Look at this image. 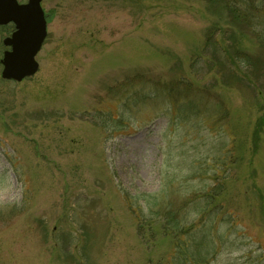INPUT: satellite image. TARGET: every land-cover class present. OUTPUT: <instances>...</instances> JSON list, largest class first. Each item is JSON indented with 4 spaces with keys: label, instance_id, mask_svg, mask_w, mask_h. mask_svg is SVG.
<instances>
[{
    "label": "rangeland",
    "instance_id": "obj_1",
    "mask_svg": "<svg viewBox=\"0 0 264 264\" xmlns=\"http://www.w3.org/2000/svg\"><path fill=\"white\" fill-rule=\"evenodd\" d=\"M224 4L41 1L47 35L38 71L7 81L0 63V264L165 262L172 239L156 234L157 218L132 210L207 153L227 156L214 205L235 224L220 226L226 242L207 264H264V44ZM209 30L211 49L223 32L224 46L256 55L254 68L241 67L252 89L229 68L218 71ZM10 31L0 26V60ZM179 79L208 84L222 116L196 130L175 124L169 100L153 89ZM203 184L213 186L191 182Z\"/></svg>",
    "mask_w": 264,
    "mask_h": 264
},
{
    "label": "trees",
    "instance_id": "obj_2",
    "mask_svg": "<svg viewBox=\"0 0 264 264\" xmlns=\"http://www.w3.org/2000/svg\"><path fill=\"white\" fill-rule=\"evenodd\" d=\"M207 1L219 2L220 0ZM223 1L226 14L246 27L258 42L264 44V0ZM213 34L216 33L213 31ZM211 35L212 32L209 30L206 45L209 50L211 49L209 45ZM225 40L227 42L228 38H225L221 32L216 41L217 46L211 49L213 59L218 60V71L230 69L235 80L244 85L247 83V87L252 89L241 67L248 70L254 68L257 62L256 55L243 50L237 44L231 43L224 46ZM235 67H238V71ZM210 90L208 84L198 88L193 87L192 83L185 79H179L169 87L160 82L156 83L153 92L154 95L158 93L162 97H167L169 114L174 118L175 124L183 125L187 130H196L200 127L199 123L222 116L224 112L219 102L208 97ZM144 98L149 99V96ZM207 154L206 158L198 159L201 163L189 162L186 167L189 173L186 177L171 179L164 193L162 191L159 194H150L141 198L142 203L137 204L138 209L132 210L133 214L136 212L141 218L146 217L145 219L149 220L157 218L159 222L156 234L159 233L172 239L173 252L168 255L165 262L159 260L154 264H207L209 256L217 253V247L226 242L228 234L220 233V226L223 223L229 224L230 230L235 227V224H230L226 219L218 217L222 204L214 205L216 197L224 190L227 173L221 169H225L227 156L220 154L209 157ZM208 171H211L210 176H206ZM196 179L201 182L209 180L213 186L210 188L209 184H203L196 189L191 186V182ZM174 194L175 197L180 196L178 203L175 204L172 202ZM227 215L231 216L230 213H226ZM134 219L136 220L137 217ZM144 230L143 226L137 224L138 234L143 233ZM149 236L152 238L150 232Z\"/></svg>",
    "mask_w": 264,
    "mask_h": 264
},
{
    "label": "water",
    "instance_id": "obj_3",
    "mask_svg": "<svg viewBox=\"0 0 264 264\" xmlns=\"http://www.w3.org/2000/svg\"><path fill=\"white\" fill-rule=\"evenodd\" d=\"M41 1L19 4L17 0H0V26H14V31L2 40L8 48L0 61L4 80L20 82L38 71L35 56L47 34Z\"/></svg>",
    "mask_w": 264,
    "mask_h": 264
},
{
    "label": "bare ground",
    "instance_id": "obj_4",
    "mask_svg": "<svg viewBox=\"0 0 264 264\" xmlns=\"http://www.w3.org/2000/svg\"><path fill=\"white\" fill-rule=\"evenodd\" d=\"M2 58H3V57H2ZM1 60H2V59H1ZM1 60H0V61H1Z\"/></svg>",
    "mask_w": 264,
    "mask_h": 264
}]
</instances>
